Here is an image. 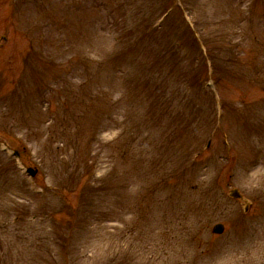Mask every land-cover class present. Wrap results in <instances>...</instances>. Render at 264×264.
<instances>
[{
    "label": "rangeland",
    "instance_id": "374dc122",
    "mask_svg": "<svg viewBox=\"0 0 264 264\" xmlns=\"http://www.w3.org/2000/svg\"><path fill=\"white\" fill-rule=\"evenodd\" d=\"M0 75V264H264V0H0Z\"/></svg>",
    "mask_w": 264,
    "mask_h": 264
},
{
    "label": "water",
    "instance_id": "95a60500",
    "mask_svg": "<svg viewBox=\"0 0 264 264\" xmlns=\"http://www.w3.org/2000/svg\"><path fill=\"white\" fill-rule=\"evenodd\" d=\"M33 174H34V173H33ZM222 231H223V227H222V226H216V227L214 228V232H215V233L220 234V233H222Z\"/></svg>",
    "mask_w": 264,
    "mask_h": 264
}]
</instances>
